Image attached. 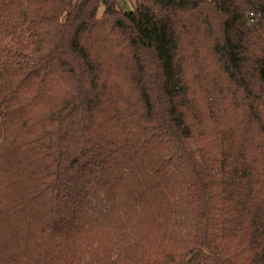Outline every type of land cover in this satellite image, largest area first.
Wrapping results in <instances>:
<instances>
[{"label":"trees","instance_id":"trees-1","mask_svg":"<svg viewBox=\"0 0 264 264\" xmlns=\"http://www.w3.org/2000/svg\"><path fill=\"white\" fill-rule=\"evenodd\" d=\"M0 0V264H264V0Z\"/></svg>","mask_w":264,"mask_h":264},{"label":"rangeland","instance_id":"rangeland-1","mask_svg":"<svg viewBox=\"0 0 264 264\" xmlns=\"http://www.w3.org/2000/svg\"><path fill=\"white\" fill-rule=\"evenodd\" d=\"M136 0H122L121 9L124 11H131L135 9Z\"/></svg>","mask_w":264,"mask_h":264}]
</instances>
